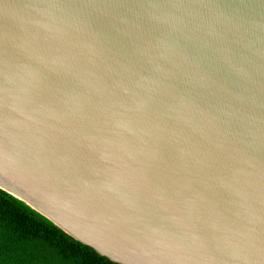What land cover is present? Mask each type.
<instances>
[{
    "label": "water",
    "instance_id": "water-1",
    "mask_svg": "<svg viewBox=\"0 0 264 264\" xmlns=\"http://www.w3.org/2000/svg\"><path fill=\"white\" fill-rule=\"evenodd\" d=\"M0 188L117 264H264V0H0Z\"/></svg>",
    "mask_w": 264,
    "mask_h": 264
},
{
    "label": "trees",
    "instance_id": "trees-1",
    "mask_svg": "<svg viewBox=\"0 0 264 264\" xmlns=\"http://www.w3.org/2000/svg\"><path fill=\"white\" fill-rule=\"evenodd\" d=\"M0 264H117L0 188Z\"/></svg>",
    "mask_w": 264,
    "mask_h": 264
}]
</instances>
